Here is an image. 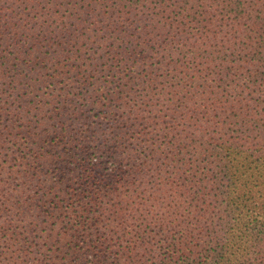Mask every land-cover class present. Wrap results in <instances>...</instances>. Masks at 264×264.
<instances>
[{
	"label": "trees",
	"instance_id": "16d2710c",
	"mask_svg": "<svg viewBox=\"0 0 264 264\" xmlns=\"http://www.w3.org/2000/svg\"><path fill=\"white\" fill-rule=\"evenodd\" d=\"M1 258L264 264V0H0Z\"/></svg>",
	"mask_w": 264,
	"mask_h": 264
},
{
	"label": "rangeland",
	"instance_id": "374dc122",
	"mask_svg": "<svg viewBox=\"0 0 264 264\" xmlns=\"http://www.w3.org/2000/svg\"><path fill=\"white\" fill-rule=\"evenodd\" d=\"M4 220H5V219H4ZM2 253H3V251H2ZM0 261L2 262V261H3V259L1 258V259H0ZM1 262H0V263H1ZM2 264H4V262H3Z\"/></svg>",
	"mask_w": 264,
	"mask_h": 264
}]
</instances>
